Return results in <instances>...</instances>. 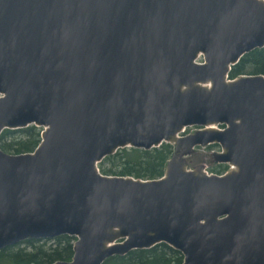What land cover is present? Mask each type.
<instances>
[{
  "label": "water",
  "instance_id": "95a60500",
  "mask_svg": "<svg viewBox=\"0 0 264 264\" xmlns=\"http://www.w3.org/2000/svg\"><path fill=\"white\" fill-rule=\"evenodd\" d=\"M264 0H0V249L76 237L71 261L165 243L183 264H264ZM195 131L182 135L186 128ZM173 145L153 180L101 173L124 148ZM219 145L223 175L188 168Z\"/></svg>",
  "mask_w": 264,
  "mask_h": 264
},
{
  "label": "trees",
  "instance_id": "16d2710c",
  "mask_svg": "<svg viewBox=\"0 0 264 264\" xmlns=\"http://www.w3.org/2000/svg\"><path fill=\"white\" fill-rule=\"evenodd\" d=\"M264 75V48L245 54L232 67L229 79L241 75ZM41 131L35 125L18 130H4L0 134V147L5 152L22 154L33 152L41 141ZM212 146V145H209ZM174 152L173 145L163 143L150 150L124 148L107 156L99 164L101 173L112 176H132L153 180L164 175L168 160ZM217 174H223L228 166L218 165ZM76 237L62 235L48 240H27L0 249V264H55L71 261ZM183 255L165 243L151 249L134 250L125 256H113L103 264H183Z\"/></svg>",
  "mask_w": 264,
  "mask_h": 264
},
{
  "label": "rangeland",
  "instance_id": "374dc122",
  "mask_svg": "<svg viewBox=\"0 0 264 264\" xmlns=\"http://www.w3.org/2000/svg\"><path fill=\"white\" fill-rule=\"evenodd\" d=\"M40 128V127H38ZM197 127H188L186 130L181 133L182 135L184 134H189L195 131ZM40 130H43L40 128ZM42 132V131H41ZM221 147L219 145L213 144L212 146H206V147H196L195 151L193 152L192 155L187 157L188 161V168L189 169H194L197 166H204V169L207 173L209 174H217V170L220 169L218 167V163L215 162L213 153L220 151ZM8 153V152H7ZM9 154H14V153H9ZM230 167L227 168V170ZM226 170V171H227Z\"/></svg>",
  "mask_w": 264,
  "mask_h": 264
}]
</instances>
